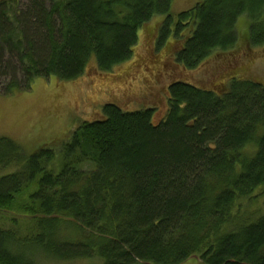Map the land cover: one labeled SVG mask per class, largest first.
Here are the masks:
<instances>
[{"label":"trees","instance_id":"1","mask_svg":"<svg viewBox=\"0 0 264 264\" xmlns=\"http://www.w3.org/2000/svg\"><path fill=\"white\" fill-rule=\"evenodd\" d=\"M26 3L0 0V68L16 61L27 87L39 77L78 79L91 62L112 72L134 57L142 30L161 17V38L182 43L177 62L191 71L213 55L264 48V0H201L177 20L173 0ZM233 73L217 89L173 81L169 111L158 122L153 108L105 104L103 117L81 124L61 151L59 174L48 169L54 152L27 155L0 138V169L24 164L0 175V209L36 183L38 205L29 213L61 218V230L83 236L50 246L61 260L264 264V214L239 217L241 203L264 189V82ZM87 161L90 171L82 168ZM13 230L0 226V264H35L18 254L24 238Z\"/></svg>","mask_w":264,"mask_h":264},{"label":"rangeland","instance_id":"2","mask_svg":"<svg viewBox=\"0 0 264 264\" xmlns=\"http://www.w3.org/2000/svg\"><path fill=\"white\" fill-rule=\"evenodd\" d=\"M20 1L21 7L25 8L27 0ZM199 1L173 0L174 19L177 20L181 11L192 9ZM163 18H160V23L151 21L145 26L134 57L112 72H100L91 62L88 70L78 79L63 81L55 76L39 77L31 87H27V76L21 74L17 62L5 61L4 68H0V138L14 140L27 155L42 149L54 152L55 158L48 169L59 174L62 168L61 151L64 152V147L71 143L73 133L81 124L103 117L105 104H116L124 111L153 108V121L158 122L169 111V87L173 81L217 89L228 83L233 71H238L248 79L264 82V48H239L232 55H213L192 71L186 69L176 58L182 43L172 37L166 41L161 38ZM240 19L239 25L247 32L248 27L245 29L242 23L244 17ZM33 30L39 33L36 27ZM36 41L41 48L42 41ZM12 85L21 89L10 93L8 88ZM4 90H9V93L4 95ZM4 149L7 156L11 155L9 148ZM23 167L24 164L18 163L4 167L0 169V175L17 172ZM82 168L90 171L94 163L87 161ZM36 189V183L28 185L10 207L0 209V226L12 228L22 238H27L19 243L18 254L35 264H102L96 257L61 260V254L50 248L61 246V236L77 243L83 240V236L80 234L77 238L79 234L72 232H77L73 228H69L71 232L65 228L61 230V218L58 223L49 222L29 213L38 205L31 198ZM240 207L243 210L239 216L242 220L249 218L248 215L255 218L264 214V189H258ZM237 212L240 213L239 210ZM198 263L195 257L184 264Z\"/></svg>","mask_w":264,"mask_h":264}]
</instances>
